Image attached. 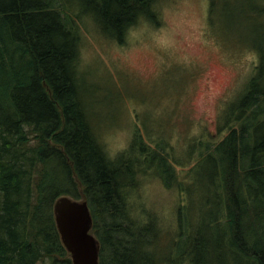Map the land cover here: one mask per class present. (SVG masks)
<instances>
[{
  "label": "trees",
  "instance_id": "obj_1",
  "mask_svg": "<svg viewBox=\"0 0 264 264\" xmlns=\"http://www.w3.org/2000/svg\"><path fill=\"white\" fill-rule=\"evenodd\" d=\"M157 1L0 0V264L46 259L72 264L54 216V203L62 195L88 201L92 231L100 241L99 264H211L213 251H204L192 230L158 256L156 229L133 218L128 206L140 157H108L80 88V37L72 9L93 14L104 33L123 43L140 20L159 25ZM248 3L264 32L261 0ZM215 18L211 10L210 24ZM259 39L253 48L258 72L235 97L240 101L230 106L235 98L230 100L220 112L217 128L227 133L217 142L195 137L198 143L190 145L195 153L190 169L209 166L214 177H222L214 183L220 191L207 193L198 215L223 223L225 248L243 264H264V36ZM139 152L150 165L157 163L166 187L176 183V169L167 163L171 153L164 147L150 150L141 144ZM186 212L180 221L192 229Z\"/></svg>",
  "mask_w": 264,
  "mask_h": 264
},
{
  "label": "rangeland",
  "instance_id": "obj_2",
  "mask_svg": "<svg viewBox=\"0 0 264 264\" xmlns=\"http://www.w3.org/2000/svg\"><path fill=\"white\" fill-rule=\"evenodd\" d=\"M156 10L159 25L140 20L119 43L104 33L93 14L72 9L85 110L110 159L140 157L134 185L128 187V206L133 218L153 224L159 257L192 230L200 235L203 250L214 252L208 255L211 264H243L225 248L223 223H208L198 215L207 193L220 191L214 183L222 177H214L209 166L190 169L195 163L190 145L198 143L196 138L217 142L227 133L218 131L220 112L258 72L259 55L253 48L264 36L262 22L246 0H158ZM211 10L217 20L213 24ZM141 144L150 150L160 144L173 155L167 157L176 169L172 187L165 186L157 163L150 165L149 157L139 152ZM186 210L192 229L180 221Z\"/></svg>",
  "mask_w": 264,
  "mask_h": 264
},
{
  "label": "water",
  "instance_id": "obj_3",
  "mask_svg": "<svg viewBox=\"0 0 264 264\" xmlns=\"http://www.w3.org/2000/svg\"><path fill=\"white\" fill-rule=\"evenodd\" d=\"M54 216L72 264H99L100 241L92 231L88 201L62 195L54 203Z\"/></svg>",
  "mask_w": 264,
  "mask_h": 264
}]
</instances>
